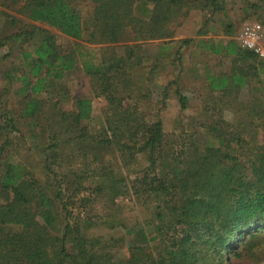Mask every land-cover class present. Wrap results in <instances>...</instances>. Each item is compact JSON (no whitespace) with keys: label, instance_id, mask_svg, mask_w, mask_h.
Returning a JSON list of instances; mask_svg holds the SVG:
<instances>
[{"label":"trees","instance_id":"1","mask_svg":"<svg viewBox=\"0 0 264 264\" xmlns=\"http://www.w3.org/2000/svg\"><path fill=\"white\" fill-rule=\"evenodd\" d=\"M82 1L93 6L88 17L76 8ZM226 5L227 0H0V78L6 80L0 90V264H98L92 256L77 257L68 251L74 229L62 191L50 198L49 184L40 182L28 163L15 165L10 161L16 154L13 142L24 137L25 124L30 120L33 128L38 125L45 96L78 65L75 52L63 54L57 36L36 23L75 41L101 46L99 57L93 58L82 44L78 45L79 50L82 48L78 53L82 69L94 84V96L105 100L111 110L102 130L107 139L101 142L117 145L123 153L147 152L149 170L138 180V186L159 203L157 238L167 243L157 258L147 254L145 246L135 245L130 261L118 264L264 263V103L257 97L264 95V62L235 38L226 44L202 41L204 50L220 57V61L230 60L232 65L229 73L207 78L210 94L219 92L221 96L204 107L207 120L199 123V128L208 138L205 144L200 143L202 134L196 131L182 139L175 148L178 152L173 149L164 157L167 136L163 122L158 113L154 117L141 107V102L152 95L151 85L158 71L168 67L161 62L180 73L183 70L184 50L196 43L190 38L175 44L176 31L183 21L192 11L212 18ZM18 14L32 23L9 34L3 32L6 23L19 22ZM225 26L226 35L236 33L231 22ZM128 31L132 37L120 52L118 46ZM205 35L204 29L196 33L198 37ZM37 36L40 41L34 43ZM155 42L159 50L152 63L146 47ZM30 45L33 49L27 50ZM5 48L6 54L2 52ZM16 49L21 51V67L7 70ZM17 82L21 84L16 91L20 99L14 103L10 96ZM243 90L249 95L244 106L249 119L239 116L235 123H228L212 114L216 111L222 115L224 97L238 96ZM163 93L164 99L167 87ZM135 94L139 100L133 102ZM176 94L181 109H187L189 100L181 89H176ZM92 103L78 98L75 111L62 113L60 120L67 122V136L71 130L80 129L78 138H88L86 128L80 125L93 119ZM252 127L258 129L263 144L258 149L250 144L255 141L248 140ZM32 137L36 139L37 134ZM49 138L42 150L45 170L53 174L51 166L57 162L61 138L57 131ZM71 139L68 136L66 142ZM113 181L110 187L116 192L121 181ZM163 195L167 199L161 201ZM55 201L62 203L67 213L60 235L54 230L60 218ZM37 216L43 217V223L36 220ZM163 227L172 231V237L164 235ZM81 249L90 255L83 246Z\"/></svg>","mask_w":264,"mask_h":264},{"label":"rangeland","instance_id":"2","mask_svg":"<svg viewBox=\"0 0 264 264\" xmlns=\"http://www.w3.org/2000/svg\"><path fill=\"white\" fill-rule=\"evenodd\" d=\"M92 7V4L87 1L79 2L76 5V8L81 10L85 17L91 14ZM16 16L19 22L16 25L6 23L3 32L9 34L32 23L23 15ZM206 16L201 11H192L176 31L175 44L181 39L195 38L196 40L195 44L184 50L182 72L169 67L167 62H161L168 67L158 71L156 80L151 85L152 95L150 98L141 100H144L141 102L143 104L141 107L148 110L154 117L158 113L163 122V129L167 136L164 157H167L173 149L174 152H178L175 148L182 143V139H188L187 136L193 132L199 131L202 134L201 144L208 141L206 133L200 130L199 123L207 120L205 105L210 101H217L221 93L210 94L207 78L211 75H221L231 71L230 60L220 61V57L202 48V41H214L217 44L225 39H237L246 24L259 23L264 28V3L261 0H227L226 8L222 12L212 18L210 15L208 18ZM207 19L210 21L205 26ZM228 22H231L235 27L236 33L232 36L226 35L225 24ZM35 25L57 36L56 42L63 54L75 52L74 57L78 58V65L77 69L68 75L62 83H59L57 88H52L51 92L45 96V104L38 125L33 128L30 120L25 124L24 137H18L19 140L13 142L14 148L12 149L16 154L10 161L15 165L28 163L40 182L49 184L47 188L50 198L54 199L57 192L62 191L63 203L68 204L69 222L74 229L68 240V251L72 255L80 257V254L82 258L92 256L98 264L128 263L131 248L141 245L145 246L147 254L157 258L159 251L163 250L167 243L166 241L161 242L157 238L160 224L157 218V204L159 203H156L152 195L142 192L138 186V180L145 176L149 170L150 163L147 152L125 151L123 153L119 146H107L102 143L104 141L101 142V140L107 139L102 130L106 127L105 120L111 110L105 100H99L94 96L93 81L83 71V63L78 55L80 50L82 51V48L78 49V45L82 44L93 58H98L101 46H91L67 38L59 31L44 24L36 23ZM201 29L205 30L206 35L196 36V33ZM131 37L128 31L124 36V42L118 46V51L121 52L120 47ZM39 41L40 36H37L33 42L38 43ZM157 44L156 42L146 47L147 56L151 57L150 62L152 63H154L152 57L158 55ZM26 49L31 50L33 46L30 45ZM2 52L8 53V49L5 48ZM20 57L21 51L16 49L7 70L20 68ZM262 61L264 62V60ZM177 76L179 77L177 78ZM175 81L178 83L176 84ZM5 85L6 80L0 78V90ZM20 87V82L14 84L10 96L14 103L20 99L16 95V91ZM166 87L167 94L163 99ZM176 89H181L183 95L189 100L188 108L185 110L181 109ZM137 95L135 94L133 102L139 100ZM248 96L247 90H243L238 96H225L223 114L218 115L216 111L212 114L224 118L228 123H235L239 116L249 119L247 110L244 108L248 103ZM257 97L264 103V95L258 94ZM78 98L89 99L93 102V119L83 121L80 125L81 128H86L88 138L80 140L78 138L80 129H77L78 131L71 130L68 136L72 139L70 142H66L68 136L65 134V129L68 125L67 122L60 119L62 113L75 111V100ZM162 100L164 105L159 104ZM50 128L57 131L61 138L60 150L56 153L57 162L51 166L53 174H48L45 170V156L42 150L50 142L49 136L54 132L50 131ZM248 132H250L248 140L255 141L250 143L253 148L258 149L263 145L262 141L259 142L258 129L252 127ZM33 134H37L36 139L31 138ZM107 136L111 138V133ZM5 139L4 137L2 141ZM17 141H20V146ZM44 172L47 174L45 175ZM153 176L154 174L151 173L150 178ZM113 180L121 181L116 187V192L110 187ZM139 190L141 192L136 193ZM161 198V201L167 199L166 195ZM55 204L59 207L60 218H58V225L54 230L60 235L67 213L62 207V203L55 201ZM164 212L168 214L166 210ZM36 220L43 223L44 219L42 216H37ZM162 231L164 235L172 237V231L169 229L163 227ZM81 246L88 250L90 255H86Z\"/></svg>","mask_w":264,"mask_h":264},{"label":"built area","instance_id":"3","mask_svg":"<svg viewBox=\"0 0 264 264\" xmlns=\"http://www.w3.org/2000/svg\"><path fill=\"white\" fill-rule=\"evenodd\" d=\"M240 45L264 60V28L259 23L246 24L238 37Z\"/></svg>","mask_w":264,"mask_h":264},{"label":"crops","instance_id":"4","mask_svg":"<svg viewBox=\"0 0 264 264\" xmlns=\"http://www.w3.org/2000/svg\"><path fill=\"white\" fill-rule=\"evenodd\" d=\"M225 40H226V39H225ZM225 40H224V44H226V41H227V40H226V41H225ZM236 40H238V38H237ZM155 43H156V42H155Z\"/></svg>","mask_w":264,"mask_h":264}]
</instances>
